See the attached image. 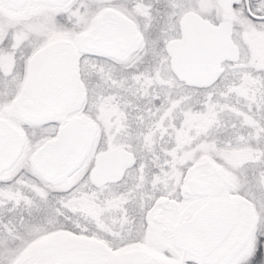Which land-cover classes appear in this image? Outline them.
<instances>
[{
  "label": "snow or ice",
  "instance_id": "obj_1",
  "mask_svg": "<svg viewBox=\"0 0 264 264\" xmlns=\"http://www.w3.org/2000/svg\"><path fill=\"white\" fill-rule=\"evenodd\" d=\"M0 264H264V0H0Z\"/></svg>",
  "mask_w": 264,
  "mask_h": 264
},
{
  "label": "flooded vegetation",
  "instance_id": "obj_2",
  "mask_svg": "<svg viewBox=\"0 0 264 264\" xmlns=\"http://www.w3.org/2000/svg\"><path fill=\"white\" fill-rule=\"evenodd\" d=\"M257 255H259V253Z\"/></svg>",
  "mask_w": 264,
  "mask_h": 264
}]
</instances>
